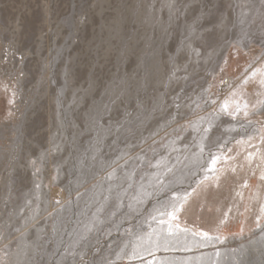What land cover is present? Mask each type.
I'll use <instances>...</instances> for the list:
<instances>
[{"label": "rangeland", "instance_id": "374dc122", "mask_svg": "<svg viewBox=\"0 0 264 264\" xmlns=\"http://www.w3.org/2000/svg\"><path fill=\"white\" fill-rule=\"evenodd\" d=\"M262 154L264 0H0V264H264Z\"/></svg>", "mask_w": 264, "mask_h": 264}, {"label": "bare ground", "instance_id": "6f19581e", "mask_svg": "<svg viewBox=\"0 0 264 264\" xmlns=\"http://www.w3.org/2000/svg\"><path fill=\"white\" fill-rule=\"evenodd\" d=\"M255 152V151H254ZM248 153V152H247ZM254 154L255 153H253L251 156H250V160H253V158H254ZM256 155V154H255ZM256 158V157H255ZM261 159H263V162H260V164L262 165L261 167H262V170H263V172H262V175H263V179H258L260 182H262V181H264V154H262V156L260 157ZM259 162V161H258ZM235 168V167H234ZM254 168V167H253ZM247 171V170H246ZM233 172V171H232ZM252 174V173H251ZM258 175V174H257ZM217 177V176H216ZM260 178V177H259ZM260 185V184H259ZM256 186H258V185H256ZM260 187V189L258 188V190L255 192V194H254V199H255V201H257V202H255L256 204H260L261 203V201L264 199V193H262V191L264 190L261 186H259ZM256 190V189H255ZM254 190V191H255ZM204 191V190H203ZM253 191V192H254ZM213 194V193H212ZM240 195H242V194H240ZM253 202V201H252ZM238 205V204H237ZM254 205V204H253ZM263 211H264V208L262 209ZM227 212V211H226ZM237 212V211H236ZM234 213H235V211H234ZM259 213V212H258ZM240 214V213H239ZM260 214V213H259ZM219 215V214H218ZM256 218V217H255Z\"/></svg>", "mask_w": 264, "mask_h": 264}, {"label": "snow or ice", "instance_id": "6c2138e0", "mask_svg": "<svg viewBox=\"0 0 264 264\" xmlns=\"http://www.w3.org/2000/svg\"><path fill=\"white\" fill-rule=\"evenodd\" d=\"M225 107H227V106L225 105Z\"/></svg>", "mask_w": 264, "mask_h": 264}]
</instances>
